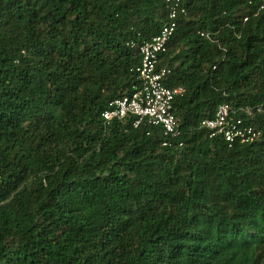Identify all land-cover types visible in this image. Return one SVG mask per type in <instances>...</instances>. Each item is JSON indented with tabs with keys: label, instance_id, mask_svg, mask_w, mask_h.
Segmentation results:
<instances>
[{
	"label": "trees",
	"instance_id": "16d2710c",
	"mask_svg": "<svg viewBox=\"0 0 264 264\" xmlns=\"http://www.w3.org/2000/svg\"><path fill=\"white\" fill-rule=\"evenodd\" d=\"M181 1L159 65L184 145L163 146L102 112L167 0H0V264H264V0ZM223 102L262 136L210 138Z\"/></svg>",
	"mask_w": 264,
	"mask_h": 264
},
{
	"label": "built area",
	"instance_id": "2783aa9c",
	"mask_svg": "<svg viewBox=\"0 0 264 264\" xmlns=\"http://www.w3.org/2000/svg\"><path fill=\"white\" fill-rule=\"evenodd\" d=\"M167 2L168 19L160 31L150 39L130 43L138 48L141 55L140 63L133 69L139 81L138 85L130 95L112 100L102 116L107 123L131 116L133 127L145 124L149 129L148 134L153 130H161L164 135L163 146L173 145L172 139H175L178 146H183V140H179L182 129L174 100L184 92V88L170 86L165 82L170 69L160 66L159 61L178 27L180 17L186 16L188 11L181 0ZM202 35L205 33L202 32ZM239 110L251 115L253 108L245 106ZM258 110L261 111L262 108L259 107ZM237 112L232 104L220 103L213 116L204 118L200 126L207 130L210 138L220 136L230 145L258 140L262 136V130L248 122V116L237 115Z\"/></svg>",
	"mask_w": 264,
	"mask_h": 264
}]
</instances>
